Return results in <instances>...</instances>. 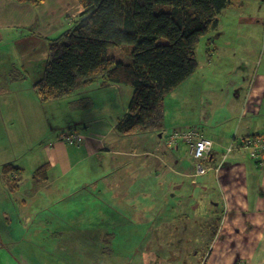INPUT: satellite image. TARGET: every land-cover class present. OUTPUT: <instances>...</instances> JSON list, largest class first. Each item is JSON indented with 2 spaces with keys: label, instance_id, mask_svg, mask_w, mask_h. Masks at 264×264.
<instances>
[{
  "label": "rangeland",
  "instance_id": "obj_1",
  "mask_svg": "<svg viewBox=\"0 0 264 264\" xmlns=\"http://www.w3.org/2000/svg\"><path fill=\"white\" fill-rule=\"evenodd\" d=\"M62 2L67 0H48L44 5L32 6L30 15L36 18L35 27L0 29V173L4 164L23 168L19 176L11 177L20 182L17 187L8 185L12 182L0 175V264H194L193 253L203 243L196 238L205 224L199 218L212 211L213 201L219 206L211 213L217 218L224 215L219 197L216 192L203 196L200 186H191L188 180L187 189L203 201H198V210L190 212L189 221L172 220V208L178 203L172 192L167 195L168 186L161 187L164 183L160 184L157 177L166 168L175 167L173 162L178 159L191 168L196 164L186 152L188 145L175 151L165 136L173 133V125L178 131H188L195 127L190 125L197 124L205 130L199 104L192 106L194 100L184 96L186 92L168 96V119L162 130L123 135L115 126L128 111L133 95L130 85L105 87L96 83L63 99L42 103L33 84L45 60L31 62L26 56V36L39 29L46 37L56 38L68 30L70 21L66 18L58 20L54 27L42 28L43 20L50 24L52 12L58 14L59 8L66 9L67 4ZM261 8L259 0H243L226 10L222 21L237 22L234 14L255 17L260 11L263 15ZM70 9L69 5L67 10ZM249 30L255 32L253 42L257 44L260 27ZM211 34L219 35L215 31ZM207 40L208 36L202 38L197 59L205 53ZM223 42L222 38L213 66L196 75L204 83L203 89L216 93L217 87H222L226 98L235 101L233 83L239 75L230 57L234 50L227 49ZM130 52V46L109 49L110 56L125 64L132 61ZM19 72L27 73L25 80L14 79ZM199 82L192 83L196 85L190 91L201 90ZM82 99L85 101L77 104ZM207 107L202 109L209 114ZM219 110L226 114L224 107ZM187 126L191 128L183 129ZM71 132L101 147L89 157L84 146L79 150L74 147L79 145L76 141L71 169L65 171L57 165L48 169V180L35 177L38 168L49 166L53 144ZM197 204L191 202L193 206ZM21 206L34 218L32 222L20 221ZM8 217L12 221H6Z\"/></svg>",
  "mask_w": 264,
  "mask_h": 264
},
{
  "label": "crops",
  "instance_id": "obj_2",
  "mask_svg": "<svg viewBox=\"0 0 264 264\" xmlns=\"http://www.w3.org/2000/svg\"><path fill=\"white\" fill-rule=\"evenodd\" d=\"M259 1L262 3L261 9H264V0ZM63 4H67L66 9L63 11L58 7L59 13L52 12L50 24L46 22L47 20H43L42 28L54 27L55 23L62 18L69 21L82 11L76 0H67ZM69 5L71 9L67 10ZM232 6H238V4ZM228 9L229 7L220 15L219 26L215 31L219 35L211 34L209 40L206 41L205 53L201 59L198 58L197 72L203 69L208 70L213 66L215 58L221 51L220 40L223 38V45L227 49L230 47L234 50L230 57L235 62L234 71L239 75L233 83L232 97L235 101H229V98H226L222 87H217L216 93H212L208 88L203 89V82H199L197 72L169 95L186 92L184 96L194 100L192 106L199 104L200 122L206 128L204 130V127L202 129L198 124L190 126H195L193 128L199 129L204 137L214 141V149L210 158L204 163L210 170L205 175H197L196 164L191 168L188 164L182 165L181 160L178 159L173 162L175 167L166 168L165 172L157 178L161 180L160 184L164 183L161 187L168 186L167 195L172 192L171 196L176 199L175 203H178L172 208V220L189 221L190 212L198 210L200 206L198 201H203V198L196 199L195 192L187 189L190 186L188 180L191 186H200L199 193L203 196L206 197L216 192L219 197L221 212L224 215L217 218L211 213L219 206L213 201L210 202L213 205L212 211L205 217L199 218L205 224L203 223L202 230L198 231L196 238H201L203 243L193 253L195 255L194 264L199 260L201 264H264V156L253 157L244 145L249 138H264V14L261 15L260 11L255 17H251V14L247 16L234 14L237 22L226 21L224 23L222 18ZM33 11L32 5H20L14 0L3 2L0 0V29L35 27L36 18L30 15ZM250 27H260L256 38L257 44L253 42L255 32L248 31ZM38 30L35 29L31 36H26L29 45L25 52L31 62L39 59L46 60L48 55L47 42L44 40L47 37ZM226 39L229 42L226 43ZM197 82H199V88L202 87V89L198 92L190 91ZM226 103L229 104L228 108ZM203 107L209 109V114L202 109ZM220 107L225 108L226 114L220 113ZM165 110L164 127L168 119L166 101ZM173 126L174 131H178L179 128L176 125ZM190 126L183 127V129ZM169 135L165 136L166 140ZM70 145L72 144H67L62 139L53 144L48 160L50 168L57 165L65 171L72 168L70 166L71 156L76 152L72 150L73 145ZM181 145L187 146V143L180 140L177 145L170 148L178 151ZM81 146H84L89 157L96 154L101 147L98 142H93L92 139H86L83 136L80 138L79 145L74 147L79 150ZM230 146H233V149L228 154V158L223 161L225 152ZM189 150L188 148L186 152L194 160ZM222 161L224 166L217 172L215 168ZM11 182L8 185L17 187L20 184L17 179ZM192 201H197L198 204L193 206ZM21 209L23 210L22 206ZM5 215L8 214L5 213ZM18 217L21 222H32L34 219L25 211V208L18 213ZM5 220L10 222L12 218L8 217ZM218 220L221 222L217 225L216 233L212 235V227ZM167 263L163 261L157 264Z\"/></svg>",
  "mask_w": 264,
  "mask_h": 264
},
{
  "label": "trees",
  "instance_id": "obj_3",
  "mask_svg": "<svg viewBox=\"0 0 264 264\" xmlns=\"http://www.w3.org/2000/svg\"><path fill=\"white\" fill-rule=\"evenodd\" d=\"M14 1L34 7L48 2ZM76 1L82 11L69 20V29L56 38H45L48 55L33 89L42 103H48L96 83L105 87L130 85L133 95L128 111L115 126L123 135L163 129L166 97L197 72L196 51L202 38L218 29L225 9L241 3V0ZM125 46L131 47L129 64L109 54L110 48ZM26 77L27 73L19 72L14 79L23 81ZM192 129L203 136L199 129ZM80 138L78 132L64 133L61 137L72 145H77L76 141L79 144ZM49 168L41 166L35 177L48 180ZM22 171L23 168L9 163L2 166L0 175L3 180L13 181L16 179L11 177ZM219 223L212 227V235Z\"/></svg>",
  "mask_w": 264,
  "mask_h": 264
},
{
  "label": "built area",
  "instance_id": "obj_4",
  "mask_svg": "<svg viewBox=\"0 0 264 264\" xmlns=\"http://www.w3.org/2000/svg\"><path fill=\"white\" fill-rule=\"evenodd\" d=\"M182 140L187 143L190 149V153L196 163L197 175H205L210 168L204 163L210 158L213 151L214 142L211 139L201 136L200 132L196 129H189L188 131H174L167 137L169 146L177 145ZM245 148L251 152L253 157L259 155L264 156V138L253 137L245 141ZM233 147L227 149L224 160H226L228 154L232 151ZM223 161L215 168L218 172L224 166Z\"/></svg>",
  "mask_w": 264,
  "mask_h": 264
}]
</instances>
